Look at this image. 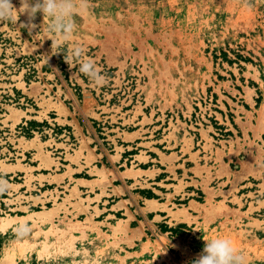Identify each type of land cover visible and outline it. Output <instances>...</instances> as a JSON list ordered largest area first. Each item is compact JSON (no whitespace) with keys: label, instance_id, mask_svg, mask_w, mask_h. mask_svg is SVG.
I'll return each instance as SVG.
<instances>
[{"label":"rangeland","instance_id":"1","mask_svg":"<svg viewBox=\"0 0 264 264\" xmlns=\"http://www.w3.org/2000/svg\"><path fill=\"white\" fill-rule=\"evenodd\" d=\"M74 20L103 86L42 13L0 23L3 264H195L216 237L264 264V0H87Z\"/></svg>","mask_w":264,"mask_h":264},{"label":"clouds","instance_id":"2","mask_svg":"<svg viewBox=\"0 0 264 264\" xmlns=\"http://www.w3.org/2000/svg\"><path fill=\"white\" fill-rule=\"evenodd\" d=\"M87 6V0H21L19 10L11 0H0V23L18 21L21 13H27L32 19L39 12L48 18L47 27L44 29V37L52 41V48H61L71 45L65 61L70 67L78 65L80 73L87 76L96 86H103L105 77L91 58L85 56L84 49L73 44L77 25L74 16ZM34 27V25H33ZM8 190L7 182L0 179V193ZM18 235H25L29 231L26 224L21 223L16 229ZM203 253L195 261V264H244V256L232 246L229 239L216 237L205 240Z\"/></svg>","mask_w":264,"mask_h":264},{"label":"bare ground","instance_id":"3","mask_svg":"<svg viewBox=\"0 0 264 264\" xmlns=\"http://www.w3.org/2000/svg\"><path fill=\"white\" fill-rule=\"evenodd\" d=\"M33 214V213H32ZM36 214V213H35ZM16 218L12 216H0V230L6 229ZM7 254V252H6ZM0 259V264H3L8 257L9 253Z\"/></svg>","mask_w":264,"mask_h":264},{"label":"crops","instance_id":"4","mask_svg":"<svg viewBox=\"0 0 264 264\" xmlns=\"http://www.w3.org/2000/svg\"><path fill=\"white\" fill-rule=\"evenodd\" d=\"M97 159V158H96Z\"/></svg>","mask_w":264,"mask_h":264}]
</instances>
